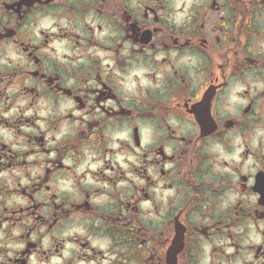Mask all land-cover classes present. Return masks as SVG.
Returning a JSON list of instances; mask_svg holds the SVG:
<instances>
[{
	"label": "clouds",
	"instance_id": "clouds-1",
	"mask_svg": "<svg viewBox=\"0 0 264 264\" xmlns=\"http://www.w3.org/2000/svg\"><path fill=\"white\" fill-rule=\"evenodd\" d=\"M208 6L0 0V264H144L152 243L114 232L121 213L154 241L183 213L184 264H264V205L251 192L264 171V2L249 7L250 47L225 66L219 91L187 39ZM149 7L160 34L133 43V27L135 39L149 35ZM204 88L197 126L176 101ZM85 200L92 211L64 214ZM183 245L178 234L169 264Z\"/></svg>",
	"mask_w": 264,
	"mask_h": 264
},
{
	"label": "flooded vegetation",
	"instance_id": "flooded-vegetation-1",
	"mask_svg": "<svg viewBox=\"0 0 264 264\" xmlns=\"http://www.w3.org/2000/svg\"><path fill=\"white\" fill-rule=\"evenodd\" d=\"M264 2V0H262ZM255 4V0H208V11L201 13L200 17L196 21V26L192 33L187 37L193 50L201 52L207 60L205 65V71L208 74L207 87H216L219 91L218 82H223V76L229 68L225 66L229 64L231 58L236 57L240 54V49L243 48L247 50L250 47V42L247 36L249 25L247 23V15L249 14V7ZM224 8H227L229 14L217 15ZM148 15L152 16V27H148L146 31L149 33L148 37L143 40L135 39L136 27H133L131 33H129V38H132V42L136 44H147L155 36L160 33L157 29L160 26L159 20L156 18L155 12L150 7L145 10V19L147 20ZM16 33L13 32L9 36L3 37V39H14ZM188 47V45H185ZM29 52V55L33 58L34 62L39 63V58L35 54L29 51L28 48L24 49ZM252 58L246 59V62H251ZM32 76L36 79H43V75L38 72H33ZM216 77V80L213 77ZM47 83L49 85L54 84L55 80L49 77ZM103 87V86H102ZM207 88L202 90H197L195 93H189L184 99L178 100L184 115L191 118V120L197 125H200L201 119L205 118L204 112L197 105L203 100L204 92ZM57 91H60L59 86H57ZM65 95H70L68 90H64ZM175 101V98H173ZM215 101V96L212 97V103ZM77 103L80 104L79 99ZM102 103V100L99 101ZM83 106V105H81ZM209 113L213 114L211 105L209 106ZM227 127H236V125H227ZM201 131H203L201 129ZM42 137L37 138V142L42 141ZM81 139H86V136H81ZM62 167V163L59 165ZM51 169H45V182L50 178ZM246 181L247 177L242 178ZM255 183L251 187V192L253 194L260 195V201L264 205V171H258L255 176ZM34 186L33 191L36 190ZM21 195H26L28 199H34L33 195L28 193L26 189H21ZM87 199V198H86ZM41 205L34 204L31 206V212L36 213L39 211ZM54 209H59V205H54ZM128 207H131L130 205ZM128 208H125L127 212ZM24 211V209H21ZM70 211L76 213H88L92 209L87 205L86 200L81 204L73 205L71 210L64 209V214H70ZM132 211H135L132 208ZM264 218V217H262ZM40 219V217H37ZM127 218L124 213L120 216L110 217L112 229L114 232L128 238L133 246L140 248L145 247V245L152 243V250L148 252L147 258L144 264H169V252L172 247V243L176 241L177 235L182 234L184 239L183 248L176 253L175 264H184V250L187 248L189 240V228L183 223L184 215L183 213H178L176 217L169 224V234L163 236L160 240L154 241L148 236L147 232L137 229L135 232L128 231V225L131 224V220H127V223H123V220Z\"/></svg>",
	"mask_w": 264,
	"mask_h": 264
}]
</instances>
